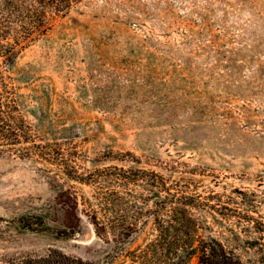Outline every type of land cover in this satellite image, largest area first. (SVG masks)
<instances>
[{
    "label": "rangeland",
    "instance_id": "374dc122",
    "mask_svg": "<svg viewBox=\"0 0 264 264\" xmlns=\"http://www.w3.org/2000/svg\"><path fill=\"white\" fill-rule=\"evenodd\" d=\"M2 61L52 159L0 147V264H264V0H81Z\"/></svg>",
    "mask_w": 264,
    "mask_h": 264
},
{
    "label": "trees",
    "instance_id": "16d2710c",
    "mask_svg": "<svg viewBox=\"0 0 264 264\" xmlns=\"http://www.w3.org/2000/svg\"><path fill=\"white\" fill-rule=\"evenodd\" d=\"M78 1L81 0H0L2 62L11 64L23 47L45 35L54 20ZM0 74H2L1 69ZM4 94L6 95L3 98ZM0 147L19 157H36L45 161L52 159V149H49L47 143L37 141L30 125L18 110L12 89L7 85L0 87ZM61 195L65 196L60 199V203L64 207V223L67 228L61 232L67 236L73 233L78 221L77 198L69 193ZM22 227L29 230L38 229L29 224H24ZM200 250L199 264H243L230 256L216 242L204 244ZM24 264L93 263L52 250L45 257L25 259Z\"/></svg>",
    "mask_w": 264,
    "mask_h": 264
}]
</instances>
